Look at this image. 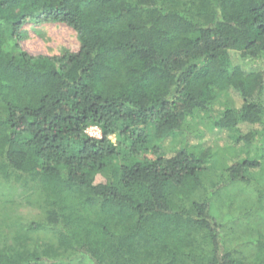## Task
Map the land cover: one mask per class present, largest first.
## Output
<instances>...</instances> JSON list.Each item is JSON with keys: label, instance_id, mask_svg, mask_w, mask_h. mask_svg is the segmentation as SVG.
Instances as JSON below:
<instances>
[{"label": "trees", "instance_id": "trees-1", "mask_svg": "<svg viewBox=\"0 0 264 264\" xmlns=\"http://www.w3.org/2000/svg\"><path fill=\"white\" fill-rule=\"evenodd\" d=\"M48 24L74 30L78 51H23V27ZM230 53L264 59V0H0V187L30 193L41 213L0 264H262L209 214L221 187L205 181L210 148L165 157L162 145L202 113L251 145L239 126L264 123V72ZM229 92L240 108L214 112ZM258 166L237 162L226 182L248 184ZM38 230L43 248L29 244Z\"/></svg>", "mask_w": 264, "mask_h": 264}, {"label": "rangeland", "instance_id": "rangeland-1", "mask_svg": "<svg viewBox=\"0 0 264 264\" xmlns=\"http://www.w3.org/2000/svg\"><path fill=\"white\" fill-rule=\"evenodd\" d=\"M22 30L26 33V38L19 45L32 56H53L65 50L77 52L80 46L76 32L65 25H26ZM230 57L232 64L238 65L245 72L258 70L264 72V59L243 60L235 53H230ZM241 103L236 94L229 92L220 97L214 106V112L224 110L226 106L239 109ZM239 127L241 136H245L249 131H255L249 147H245L242 141H236L239 133L213 129L204 113L188 122L185 135L169 137L162 145L165 157L174 156L185 144L198 151L210 148L212 157L206 165L209 174L207 173L205 181H210L211 184L219 183L221 187L216 193L212 192V189L207 193L209 214L221 225L224 239L231 248L239 251V256L252 260L257 249L258 261L264 264V123L252 127ZM87 133L100 137L96 128H90ZM111 139L115 142V137ZM144 157L152 159L153 155L148 152ZM244 159L259 163L258 167L246 173L248 184L227 183L226 170ZM101 181L103 179L97 176L96 182ZM200 196L202 195L198 194L199 198ZM39 212L37 199L30 193L20 189H16L15 192L4 191L0 187V248L17 246V228H21L26 234L28 224L38 221L41 217ZM28 237L29 244L38 248H43L51 240V236L42 230L35 231ZM43 264H93V262L86 256L78 259L72 256L68 260Z\"/></svg>", "mask_w": 264, "mask_h": 264}, {"label": "built area", "instance_id": "built-area-1", "mask_svg": "<svg viewBox=\"0 0 264 264\" xmlns=\"http://www.w3.org/2000/svg\"><path fill=\"white\" fill-rule=\"evenodd\" d=\"M100 136V135H99ZM94 137V136H93Z\"/></svg>", "mask_w": 264, "mask_h": 264}]
</instances>
